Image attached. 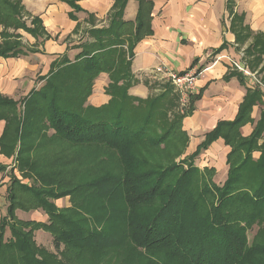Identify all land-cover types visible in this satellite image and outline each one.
I'll return each instance as SVG.
<instances>
[{"label": "trees", "instance_id": "1", "mask_svg": "<svg viewBox=\"0 0 264 264\" xmlns=\"http://www.w3.org/2000/svg\"><path fill=\"white\" fill-rule=\"evenodd\" d=\"M126 2L115 0L111 27L91 31L95 43L80 47L81 53L74 62L65 58L52 65L42 89L33 90L20 101L0 98V120L6 122L0 152L13 159L12 165L0 166V174L8 172L9 177L8 207L0 222V264H58L36 243L35 233L39 230L51 234L57 254L63 248L101 250L119 245L120 236L88 228L76 211L57 206L60 199L88 192L107 203L102 211L113 219L124 218L126 211L114 207L119 200L124 202L128 231L123 238L142 250H165L171 260L181 264H264V115L249 137L240 134L260 93L251 92L237 118L231 123H219L205 135L194 154L166 167L149 165L139 154L141 148H159L172 136L188 143L182 120L192 108L170 121L171 127L158 135L157 119L166 116L167 109L163 107L172 85L169 84V92L156 98L142 100L129 94L135 83L131 67L134 50L138 42L151 35L152 28L147 17L150 2L139 1L140 16L135 28L133 23L122 21ZM229 6L232 7L230 0ZM23 16L20 0H0V25L5 30L22 28L37 35L38 30L27 27ZM232 20L237 42L243 44L253 34L245 26L244 15H234ZM14 44H2L0 58L24 55ZM247 49V57L253 58L249 63L255 70L263 60L264 36H256ZM101 73L110 75L112 83L106 93L111 100L93 107L88 100ZM239 78L243 83V78ZM34 119L53 131L56 142L84 147L102 145L114 151L120 155L121 170L117 175L64 187L65 179L48 175L36 159L28 156L27 140L32 132L26 131L29 120ZM179 122L182 127L177 130ZM219 138L231 152L227 158V181L218 186L213 180L215 169L201 170L195 160L200 150ZM255 153L260 154L258 159L254 158ZM175 176L177 179L170 182ZM156 200L160 206L153 213L135 212ZM18 210L42 211L48 221H24L16 216ZM8 231L10 238L6 237Z\"/></svg>", "mask_w": 264, "mask_h": 264}, {"label": "crops", "instance_id": "2", "mask_svg": "<svg viewBox=\"0 0 264 264\" xmlns=\"http://www.w3.org/2000/svg\"><path fill=\"white\" fill-rule=\"evenodd\" d=\"M20 1L24 12L22 21L38 33L33 35L14 27L5 30L0 25V46L15 43L24 51L20 57L0 58V98L15 101L23 100L33 90H40L56 61L67 58L74 62L81 53L80 47L95 43L90 32L110 28L116 11L115 0ZM139 1L127 0L122 17L123 22L133 23L134 28L140 16ZM145 1L150 2L147 17L152 33L138 42L134 50L131 67L135 83L129 94L147 99L154 90L152 84L159 82L154 73L159 65L179 73L197 69L200 72L197 91L188 106L192 111L182 120L183 130L189 138L186 156L198 151L205 135L216 129L219 123L234 121L251 92H259L249 121L240 128L241 136L249 137L264 115V56L259 67L253 70L249 63L253 58L246 55L254 38L264 36V0H230L231 8L229 0ZM234 15H244L245 26L253 34L243 44L237 42L232 29ZM128 44L129 41L125 49ZM244 63L249 75L237 67V64ZM239 77L243 78V83ZM94 83L88 103L93 107L109 103L111 97L106 89L112 83L110 75L101 73ZM161 84L157 85V94L165 92ZM5 126L6 122L0 120V139ZM200 152L195 166L201 170L215 169L213 180L218 186L223 185L229 172L227 158L230 148L219 138ZM259 156V153L254 154L255 159ZM12 163L13 159L0 152V166ZM8 181V172L1 173L0 222L8 207ZM16 216L24 221H48V215L42 211L26 213L18 210ZM6 237H11L10 231ZM40 239L46 244L40 243ZM35 241L46 250L54 245L51 234L43 230L35 233Z\"/></svg>", "mask_w": 264, "mask_h": 264}, {"label": "rangeland", "instance_id": "3", "mask_svg": "<svg viewBox=\"0 0 264 264\" xmlns=\"http://www.w3.org/2000/svg\"><path fill=\"white\" fill-rule=\"evenodd\" d=\"M158 77V75L156 76ZM158 81L152 84L154 90H151V97H158L157 85L162 83V88L167 91L171 85L158 77ZM162 79V80H161ZM45 85H41L42 87ZM169 99L164 104L163 109H167L166 116H160L157 124L160 127L158 135L163 134L171 127L173 119L182 117L187 113L188 109H183L180 103L179 95L175 92L172 86ZM169 89V90H171ZM168 90V92H169ZM89 102V101H88ZM89 104V103H88ZM90 105V104H89ZM38 123V124H37ZM37 124V125H36ZM35 125V126H34ZM177 128L182 127V123L177 124ZM29 136L27 143L30 144L28 156L36 159L42 171L48 175H56L65 179L62 185L66 188L74 187L76 184L87 183L104 175H117L121 170L120 155L114 151L108 150L104 146H75L68 145L54 140L53 131L47 127L45 123L29 120V127L26 134ZM171 139L159 148L145 146L140 149L139 154L149 162V165L155 167H166L171 164L179 163L187 158L186 149L188 146L187 140L179 137H170ZM182 154V155H181ZM176 176L170 179V182L175 181ZM31 181L25 183L30 184ZM105 201H100L94 193L88 192L85 194H75L72 197H66L58 201L57 206L61 209H70L76 211L80 218L84 219L88 228H93L98 232L115 234L122 239L119 245L115 247L106 246L101 250L93 249H62L61 253L55 252V247H50L47 251L55 258L58 264H181L179 261H173L165 250L145 251L139 248L135 243L123 238L128 231L127 222V207L124 202L119 200L114 204V207L121 212H124V218H111L102 211V207L106 205ZM160 206V201L147 206H142L135 209V212L144 214L147 212L153 213ZM41 233V232H40ZM251 240L253 237H251ZM44 243L43 240H38ZM37 243V242H36ZM46 244V243H44ZM43 244V245H44ZM44 248V247H43ZM45 249V248H44Z\"/></svg>", "mask_w": 264, "mask_h": 264}, {"label": "built area", "instance_id": "4", "mask_svg": "<svg viewBox=\"0 0 264 264\" xmlns=\"http://www.w3.org/2000/svg\"><path fill=\"white\" fill-rule=\"evenodd\" d=\"M237 67L241 70V72L249 75V70L245 63L242 65L237 64ZM154 73L167 83L173 85L176 93L179 95L182 108L187 109L190 104L191 97L195 95V92L197 91V77L200 72L197 69H193L186 71V73H179L173 69L170 70L166 66L159 65L155 69Z\"/></svg>", "mask_w": 264, "mask_h": 264}]
</instances>
